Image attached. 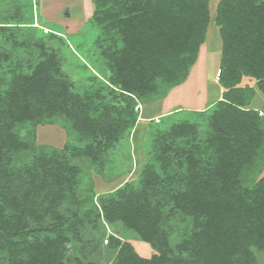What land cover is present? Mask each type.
Masks as SVG:
<instances>
[{
  "label": "trees",
  "instance_id": "16d2710c",
  "mask_svg": "<svg viewBox=\"0 0 264 264\" xmlns=\"http://www.w3.org/2000/svg\"><path fill=\"white\" fill-rule=\"evenodd\" d=\"M91 1L109 74L86 67L75 79L65 37L32 25L33 0H0V264H88L70 260L67 246L88 226L122 229L109 235L112 264H258L264 114L248 107L256 91L241 83L252 78L264 94V0L217 4L222 99L180 122L181 110L164 115L138 179L86 194L90 169H121L114 159L139 101L187 79L210 24V0ZM46 124L76 141L37 145ZM130 235L156 252L141 256Z\"/></svg>",
  "mask_w": 264,
  "mask_h": 264
},
{
  "label": "rangeland",
  "instance_id": "374dc122",
  "mask_svg": "<svg viewBox=\"0 0 264 264\" xmlns=\"http://www.w3.org/2000/svg\"><path fill=\"white\" fill-rule=\"evenodd\" d=\"M218 2L219 0H210V25L207 32L210 54L207 56L208 60L204 63L200 76L193 75L184 84L173 88L171 97L165 99L164 102V98L160 97H156L152 103L139 101L137 105L138 124L130 137L122 140V150L116 153L117 157L114 159L116 165L121 164V169L110 168L105 172L90 169L84 186L86 194L90 191L96 194L112 191L127 181L138 179L142 166L149 160L147 152L150 139L157 134V124L164 121L162 118L164 115L169 114L165 113L161 116L166 108L183 106L184 108L180 109L183 112L174 118L176 122H180L186 120L188 110H203L222 99L224 89L221 93L223 86L219 77H216L218 69H220L222 46L218 26L215 22ZM33 3L34 20L32 25L44 33L51 29L59 31L70 44L64 64L65 70L71 73L75 79H79L87 73L86 67L94 73L109 74L99 47V41L105 39L106 36L103 35L100 27L90 22L94 12V4L91 0H33ZM112 36L116 38L115 34ZM241 86L255 88V96L251 99L248 107L261 110V113L264 114V94L257 89L256 81L246 77ZM197 105L200 108L192 107ZM152 119L154 120L152 121ZM167 127L168 125H164L163 129ZM75 137L73 131H68L60 124L39 125L36 128L37 145L46 144L62 148L66 143H74ZM259 167L260 169L254 175L256 180L264 176V161ZM114 229L122 236L120 227ZM114 229L107 226L99 232L88 226L83 235V242H78L73 238L72 243L67 245L68 258L70 260L75 257L80 258L88 264H112L113 254L108 251L107 245L109 235ZM130 236H125L123 239L129 241L141 256L149 258L156 252L149 243ZM255 253L257 263L264 264V252L255 250Z\"/></svg>",
  "mask_w": 264,
  "mask_h": 264
},
{
  "label": "crops",
  "instance_id": "0c3cea01",
  "mask_svg": "<svg viewBox=\"0 0 264 264\" xmlns=\"http://www.w3.org/2000/svg\"><path fill=\"white\" fill-rule=\"evenodd\" d=\"M210 25V24H209ZM218 26V25H217ZM208 29H209V27H208ZM218 30H219V27H218ZM222 45V44H221ZM221 49H222V46H221ZM203 50H205L204 51V53H203ZM209 54H210V51H209V44L207 43V36H206V40H205V42L201 45V47H200V50H199V54H198V58H197V61L195 62V64L191 67V70H190V73H189V75H188V77H187V79L182 83V84H184L185 82H187V80H189L193 75L194 76H196L197 77V75L198 76H200V72L202 71V68H203V65H204V63L208 60V57L207 56H209ZM203 58V61L201 62V59ZM220 58H221V55H220ZM220 66V65H219ZM216 74H217V72H216ZM216 77H217V75H216ZM182 84H180V85H182ZM180 85H178V86H180ZM178 86H176V87H178ZM176 87H174V88H176ZM223 87H221V93H222V91H223ZM173 90V88L171 89V91L168 93V95L163 99V102L165 101V99H169L170 97H171V94H172V91ZM221 96V95H220ZM220 96H219V98H220ZM192 107H194V108H200V106L199 105H197V106H192ZM182 108H184L183 106H179V107H174V108H166L165 109V111L161 114V116L163 115V114H165V113H171V112H175V111H177V110H180V109H182Z\"/></svg>",
  "mask_w": 264,
  "mask_h": 264
},
{
  "label": "built area",
  "instance_id": "2783aa9c",
  "mask_svg": "<svg viewBox=\"0 0 264 264\" xmlns=\"http://www.w3.org/2000/svg\"><path fill=\"white\" fill-rule=\"evenodd\" d=\"M220 74H221V69H218V77L220 76Z\"/></svg>",
  "mask_w": 264,
  "mask_h": 264
}]
</instances>
